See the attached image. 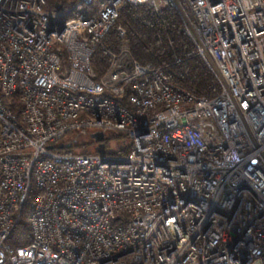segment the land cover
Here are the masks:
<instances>
[{
    "label": "built area",
    "instance_id": "built-area-1",
    "mask_svg": "<svg viewBox=\"0 0 264 264\" xmlns=\"http://www.w3.org/2000/svg\"><path fill=\"white\" fill-rule=\"evenodd\" d=\"M46 3L0 0V264H264V0ZM128 6L175 10L185 57L221 91L141 63L118 24ZM78 130L123 139L108 153L49 148ZM26 207L30 241L15 246Z\"/></svg>",
    "mask_w": 264,
    "mask_h": 264
},
{
    "label": "trees",
    "instance_id": "trees-1",
    "mask_svg": "<svg viewBox=\"0 0 264 264\" xmlns=\"http://www.w3.org/2000/svg\"><path fill=\"white\" fill-rule=\"evenodd\" d=\"M78 0H47L44 8L48 11H62L72 7ZM98 1L95 2L96 7ZM79 12L88 13L87 8L72 11V16ZM142 12L133 6L126 7L121 14L118 24L127 28L131 50L134 56L143 64H167L172 82L182 85L207 98L216 96L221 86L204 61L198 57H185L192 45L182 30L179 15L175 10L166 7L161 17ZM145 14V15H144ZM147 20L148 23H144ZM172 41L173 47L170 45ZM116 29H113L105 38L104 45L115 48L119 45ZM176 57L180 62L176 63ZM93 65L99 74L106 70L105 50L99 47L92 59ZM122 135L106 134L103 141L91 136L88 130H78L65 135L52 144L55 152L61 153H108L113 144L121 142ZM65 144L64 147H61ZM68 144H71L68 146ZM129 145L118 148L117 152L127 153ZM28 209L25 208L24 217L14 229L10 242L15 245H25L30 241L29 224L27 221Z\"/></svg>",
    "mask_w": 264,
    "mask_h": 264
},
{
    "label": "water",
    "instance_id": "water-1",
    "mask_svg": "<svg viewBox=\"0 0 264 264\" xmlns=\"http://www.w3.org/2000/svg\"><path fill=\"white\" fill-rule=\"evenodd\" d=\"M91 136L95 138L98 141H103L105 139V133L103 131H95L91 133ZM71 144H68L70 146ZM65 144H62L61 147H64ZM49 148H52V146H49Z\"/></svg>",
    "mask_w": 264,
    "mask_h": 264
},
{
    "label": "rangeland",
    "instance_id": "rangeland-1",
    "mask_svg": "<svg viewBox=\"0 0 264 264\" xmlns=\"http://www.w3.org/2000/svg\"><path fill=\"white\" fill-rule=\"evenodd\" d=\"M90 132L92 133V132H93V130H90Z\"/></svg>",
    "mask_w": 264,
    "mask_h": 264
}]
</instances>
